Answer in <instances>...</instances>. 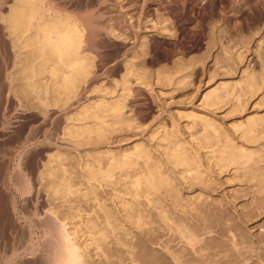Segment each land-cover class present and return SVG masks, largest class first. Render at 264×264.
Listing matches in <instances>:
<instances>
[{
  "label": "rangeland",
  "instance_id": "1",
  "mask_svg": "<svg viewBox=\"0 0 264 264\" xmlns=\"http://www.w3.org/2000/svg\"><path fill=\"white\" fill-rule=\"evenodd\" d=\"M37 2L0 0V264H264V0Z\"/></svg>",
  "mask_w": 264,
  "mask_h": 264
},
{
  "label": "bare ground",
  "instance_id": "2",
  "mask_svg": "<svg viewBox=\"0 0 264 264\" xmlns=\"http://www.w3.org/2000/svg\"><path fill=\"white\" fill-rule=\"evenodd\" d=\"M42 3L43 2L41 1L40 2V19L41 18L43 19V17L45 16V12L42 9ZM38 13H39V8H38L37 0H20V5L17 8H15L13 10V12L10 15H8L7 18H5V20L8 21L9 26L17 27L18 30L20 31V33H23V34L26 33L27 34L28 31L31 32V29H32L33 25L34 26L36 25V23H33L32 19L37 17ZM7 26H8V24H7ZM4 28H6V27H4ZM38 29H39L38 31L36 29L35 35L30 37V42L32 41L30 47L33 50H36L38 52L36 58L40 59V61H43L41 59H43V57H45L46 55H49V54L53 55L55 57V59H57L56 61L60 62L63 65V67L60 66L59 70H65L64 71L65 74H64V76L62 78L63 84L64 85L65 84H67V85L71 84L72 85L74 83V81L76 80V79L72 78V75H74L75 73L79 74V71H82L84 69V59L82 57L80 58V56L82 55V52L85 51V50H81L80 42L78 40V32H79V30L77 29L76 25L74 26L73 29H69V19L62 16L61 18H59V20H57V22L55 24H53V23H45V24L40 23V27ZM26 59L27 60L25 61L24 65H23V68H22V71H21L22 74H23L24 79L26 77H28L30 74L34 75L37 72V71L33 70V66L29 63L28 58H26ZM27 81H29V80H27ZM84 88H86V87H84ZM79 92L78 93H79L80 97H82L83 95L86 94L85 89H83L82 91L80 90ZM42 228H43V226H42ZM61 232H62V230H61ZM58 249L59 248H57V250ZM70 249H72V248H70ZM66 251H68V250H66ZM71 252H73V251L71 250ZM59 256H61V254H59ZM66 256H68L66 258H69V255H66ZM72 257H70V258L73 259V261H72V262H74L73 264H77V262L74 261V259H75L74 258L75 257L74 252L72 253ZM59 261L61 262V260H59ZM59 261H57V262L55 261L56 264L59 263ZM69 263L70 262H68L67 264H69ZM62 264H63V260H62Z\"/></svg>",
  "mask_w": 264,
  "mask_h": 264
}]
</instances>
